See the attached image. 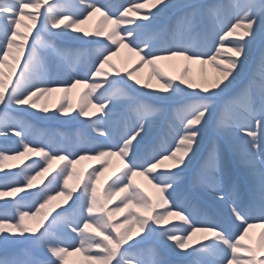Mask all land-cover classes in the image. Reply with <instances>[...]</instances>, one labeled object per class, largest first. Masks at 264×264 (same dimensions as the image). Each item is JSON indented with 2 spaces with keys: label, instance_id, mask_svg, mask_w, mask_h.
<instances>
[{
  "label": "snow or ice",
  "instance_id": "snow-or-ice-1",
  "mask_svg": "<svg viewBox=\"0 0 264 264\" xmlns=\"http://www.w3.org/2000/svg\"><path fill=\"white\" fill-rule=\"evenodd\" d=\"M67 4L70 6L57 4L55 0L52 4L48 0H0V113L5 117L0 119V137L7 139L11 129L20 145L15 149L0 147V200L15 210V214H9L0 209V246L30 242L50 254L51 258L32 264H67L70 250L85 253L90 264H167L160 259L157 248L143 247L156 236L175 255L184 257L186 264H264V258L256 255V251L264 250V231L260 233L261 247L257 250L242 243L254 227L250 221L264 225V169L259 173L258 205L242 206L229 200L215 176L219 171L220 153L213 137L210 159L201 167L211 174V183L207 186L219 193L215 199L230 204L229 219L213 222L205 213V219L198 221L199 198L185 189V174L199 163L197 157L206 132L213 126L222 132L226 128L218 118L213 124L215 110L241 101L251 104L254 100L251 88L257 75L260 103L264 105V53L257 59L258 72L254 70L245 81L250 45L264 32V0H230L229 7L237 9V15L234 22L219 20L218 30L209 20L210 14L219 8L216 4L196 7L185 0H129V6L123 7L118 15L105 0H67ZM45 6L47 11H41ZM174 8L190 9L184 18L191 17L193 21L203 12L205 22L209 23V34L202 48L186 45L174 37L159 42L141 39L159 14ZM94 12H100L102 17L96 30L89 33L79 28ZM129 17H138L140 22ZM25 18L31 23L24 24ZM108 21L113 27L105 33L103 25ZM124 24L135 26L121 28ZM21 26L26 31H20ZM59 38L97 45L90 66L62 68V77L53 72L43 52H50L58 63L62 61L66 50L56 43ZM121 46L139 58L137 66H152L151 76L157 88L142 84L134 74L135 68L122 71L110 63ZM174 58L211 65L215 75L194 82L187 77L186 66L179 76H169L156 66L157 61ZM4 67L8 68L7 73ZM77 85H83L84 90L74 109L67 93ZM117 85L123 88L105 95ZM123 89L136 94V106L131 109L136 118L129 127L130 117L126 116L125 128L117 135L110 118L120 104L119 96L125 94ZM54 91L64 95L54 109H49L40 101ZM90 108L95 112L90 114ZM12 111L41 121L87 119V126L98 136L68 146L33 143L25 137L27 121L13 117L14 125L7 122ZM165 114L179 122L176 135L170 142L157 139L152 149L139 157V147L153 139L160 127L156 119L147 117ZM257 123L264 130V115ZM247 135L252 138L251 149H257L260 139L257 133L249 129ZM28 153H35V158ZM112 155L124 161L123 168L110 178V183H105L102 191H98L97 181L106 160L101 161L99 170L93 169L78 181L79 191L77 186L69 185L79 160L88 157L101 160ZM10 157L25 159L19 165L6 167L4 162ZM55 160L64 163L51 174L50 166ZM165 161L171 164L165 167ZM138 175L144 176L155 189V197L135 183ZM38 177L43 178V183L34 186ZM182 190L184 199L178 202L177 196ZM59 196H64L65 204L45 211ZM113 201L117 202L116 206L109 208ZM116 214H123L122 223L114 220ZM173 216L178 222L169 220ZM32 217H40L35 226L25 222ZM134 228L139 230L135 237ZM54 229H62L67 239L58 236ZM230 229L241 231L234 234ZM198 232L211 233V236L193 246L189 241ZM17 255L5 252L0 255V264H28L16 258ZM188 257L196 259L188 260Z\"/></svg>",
  "mask_w": 264,
  "mask_h": 264
},
{
  "label": "rangeland",
  "instance_id": "rangeland-1",
  "mask_svg": "<svg viewBox=\"0 0 264 264\" xmlns=\"http://www.w3.org/2000/svg\"><path fill=\"white\" fill-rule=\"evenodd\" d=\"M62 1H63V3H61V2L58 3V0H56V3L60 4V5L70 6L67 4V0H62ZM121 1L122 2L120 3V5H117L116 7L115 6L111 7V5H110L111 0H105V3L108 5L110 10H112L116 14H119V12L122 10V8H120V7H122L123 5L129 6V0H121ZM141 1L143 2V0H141ZM48 2H50V1H48ZM185 2L192 4L196 7H201V6L206 5V4H216V5H219V8L217 9L216 12L223 14L224 10L227 11V9H229L230 0H185ZM52 3H53V0H51V2L49 4H52ZM44 10L47 11V8L45 9V7H44ZM172 10H173V14L175 16H177L176 21L175 22L172 21L173 18L169 17L168 21L166 23L164 22V23H161L160 25H157V27H158L157 30L159 31V33L160 32L162 33V32H164V30L167 29V32H166L167 37L165 38V40H171V38H173V37L178 40L179 37L177 36V32H178V25L180 24V27L186 28L187 31H191V32L199 31L198 35H196V33H192L193 37H189L190 34L188 35V33H185L184 36L182 35V39H181L182 43L189 45V46H192V47L202 48L204 46L205 42L207 41L208 34H209V23L205 22L203 12L201 11L200 16L195 21H193L191 17H188L186 19L184 18L185 13L189 12L190 9H185V8L175 9L174 8ZM26 11H33V10L28 9ZM93 14H94L93 16L89 17L88 21L84 22V25L86 26V28L83 30L87 31L89 33H93L96 30L97 24L102 19L100 12H99V14H96L95 12ZM163 14L166 15L165 13H163ZM209 20L211 23H215V21H216V19L214 17L211 18L210 16H209ZM26 24H30V23H26ZM103 27H104L105 33H107V30L110 29L109 22H105ZM112 27L113 26H111V28ZM124 27H128V25L124 24L121 28H124ZM19 30L20 31H26V29L24 27H20ZM157 35H158V33L152 38V40H154ZM185 36H187L189 38L186 39ZM99 39H104V38H99ZM229 39H236V37H231ZM218 42L219 41H217V43ZM56 43L62 49L66 50V52L64 54L65 58L61 61L63 68H69V61H67V59L70 60V57H68L69 54H72V56H74V58H73L74 64L72 63L70 68L84 69L85 66H90L91 62H89V64L86 65L84 63V61H82L87 55L85 54L83 47L76 46V44L78 45L79 42L69 41L68 44L65 45L64 42H61V41H59V39H57ZM88 44H90V43H88ZM87 46H89V45H87ZM97 47L98 46H96L93 49L94 55L96 54ZM261 53H264V32L259 33L257 35L255 41H253L252 44L250 45V48H249V65H248L247 74L245 77L246 82H247V79L251 76V72L253 70H255L254 67L257 65V59L261 55ZM43 55L45 56V58L48 62V58H49L48 52H43ZM94 55H93V57H94ZM80 61H82V63ZM9 63H11L10 58H9ZM110 63L114 64V61L110 60ZM156 66L160 70L168 73L169 76H178L177 75V66L174 63L172 64V70H171L172 72L171 71L167 72L160 64H156ZM209 66L210 65H208V64L201 65L199 62H197L196 68L198 69V76L192 75L190 68H189L190 66H186L187 70H188L187 71V77L191 78L194 82H199L202 77H206L208 79H211V77H213L215 75V73L209 71L210 70ZM256 70H258V67L256 68ZM3 71L5 73H7L8 68L4 67ZM81 73L83 74V71H81ZM148 73H149V77L152 80H154L153 83H157L155 78L151 76L152 67L150 68ZM110 75H111V73H110ZM89 77H90V74H89ZM258 81H260V80H259V76L257 75L255 78V82L252 84V86H254L255 88L258 87V89H259L260 83ZM255 84H256V86H255ZM153 87L157 88L158 86L153 84ZM122 88H123L122 85H117L115 88L111 89L110 92L105 93V95L117 93ZM99 91L100 90H98V92ZM123 91L125 94L119 96L120 104H118L117 107L114 109L113 116L110 118L112 121V126H114V124L116 122L115 119L117 117H120L119 113H121V111L124 109V107L128 103V101H131L133 99L132 97L134 96V94L132 92L128 91L127 89H123ZM251 92H252V95L254 97V100L251 104H245L243 101H241L238 104H229L224 108L218 107L215 110V116H214L213 124H215V119H217V118L221 119L223 121L224 125L227 122L231 123L232 127L234 128V132H232V135L235 138H236V132L237 131L238 132L239 131L240 132L241 131L247 132L249 129L254 131V129L256 127V123L252 122L253 117H251V115L254 114L253 110H255L254 117L256 115L257 121H258L262 117V115H264V105H262L260 103V95H261L260 91L256 92V91H253V89L251 88ZM256 95H259V96H256ZM45 100H46V97H43L41 99L40 103H44ZM59 100L60 99H58V101ZM69 102H71V104L73 103L74 109L78 105V104L76 105L75 99L73 97L70 99ZM47 106L49 107V109H54L56 107V105L55 104L53 105L52 102L51 103L49 102V104H47ZM165 107H169V106H165ZM239 107L241 110L239 109ZM89 112L91 114L92 112H95V109H89ZM243 112L249 113L250 114L249 117L245 116V114ZM97 115H102V113H98ZM13 117L15 119L27 121L28 127L26 128V131H25V137H26V139L32 141L33 143H38V144L47 143V144L52 145L53 147L61 146V145L68 146V145H76V144L82 143L85 140H90V139L98 136V133L93 132L92 129H90L87 126L88 122H89L87 119L68 121V120L61 118L60 120L41 121V120H37V119L31 117L30 115L12 111V112L8 113L7 122L10 124H13V125L15 124V119H12ZM4 118H5L4 114L0 113V119H4ZM135 118L136 117L134 114L133 115V121L135 120ZM92 119H95V117H92ZM147 119H156L157 122L159 123L160 127L157 130V132H160L161 134L158 135L157 139L164 140L166 142L172 141V138L176 135V132H175L176 126L179 123L177 120H175L174 118H170L168 114H165V115L160 116V117L149 116V117H147ZM163 120H166V121H164V123L162 124ZM124 128H125L124 122L120 121V123L118 125L117 135ZM207 132H210L211 134L209 136H207ZM207 132L203 138V141L201 144V149L205 145H209V148H208V151L205 152L204 156H202L198 160L199 163H197V166L201 169V172H199L198 177H197V171L196 172L193 171V173H194L193 175L190 172H187L185 174V176H186L185 189L187 190L190 187H193V189L197 188L204 195H205V193H206L205 191L207 189H212V188L207 186L209 183H211V174L209 173V171L207 169L201 167V165L205 162L206 159H210V149L212 146V139H213V137H215V139L217 141V148H218L219 153H220L219 171H217L215 173V176H216L217 180L220 181V187L223 189L225 196L228 197L229 200L235 201L237 204L241 205L243 203L245 197L242 196V194H241L240 182L243 181L244 178L242 177V175L240 173H238L235 170V167L233 164V162H234L233 158H235L234 155H235V153L243 154L244 157H246L245 159H243L244 161H246V163H248L249 161L252 162V160H248L250 158L257 160L259 165L261 166V167L259 166L261 168L260 170H262V169H264V161H263L264 149H261V147H258L257 149H251L250 146H247V145H250V141L252 139L250 136L247 135V133L242 134L241 136L238 137V139L241 141V146L232 147L228 143L229 137H226V136L223 137V136L219 135L218 133H220L221 131H218L214 126L209 128V130ZM257 136L260 138L258 140V145H259V143L261 145H264V130H262L260 128V126L258 127ZM154 144L155 143L152 144V147ZM142 145L139 147V149L137 151V155L139 154V150L142 147ZM0 147H4L7 149H15V148L20 147V145L18 143V138L14 136V134L11 132V129H9L7 139H5L4 137H0ZM151 149H152L151 147L148 148L146 151H143L138 156L144 157ZM27 155L35 158V153H28ZM199 155H200V153L198 154L197 159L199 158ZM262 156H263V158H262ZM109 157L111 158V160L109 159ZM24 159L25 158H23V157H18V158L10 157L4 163H5L6 167H12L15 165H19L21 163V161ZM102 160L107 161V164L104 165V167H103L101 177H100L99 181H97L98 191H102L103 187L105 186V183L106 182L110 183L111 182L110 178L114 177L115 175H118L120 173V170L123 168L124 161H122L119 156H117V157L106 156V157L101 158V160H97L94 157H88V158L79 160L78 163L74 167V175L69 178V185L70 186H77V190L79 191L80 185L78 184V181H82V179L86 178L87 173L92 171L93 169L99 170L101 167V161ZM63 163H64L63 161H59V160L53 161V164L50 166V173L55 174V171L58 169V166H62ZM170 164H171V161H165V167L169 166ZM251 170L256 171V169H251ZM47 175L48 174L46 173L45 176H47ZM192 176L194 178L193 180L190 179V177H192ZM143 178H144V176L138 175L134 178V181L136 184H139L140 187H142L150 195L155 197L156 196L155 189L152 188L151 185H148V187H146L144 182L142 181ZM229 181H233L235 187H233L230 192H227V191H229V185H228ZM257 181L259 182V176L256 179V182ZM42 183H43V178H41V177H38L33 182L34 186L41 185ZM59 183L62 186V180ZM56 190H58V189H56ZM212 190H214V189H212ZM182 193H183V190L181 191V194H179L177 196L178 202H181L184 199V196H182ZM254 193H256V195H258V190L257 189H256V191L254 190ZM217 194H219V193H217ZM12 195L16 196L17 194H12ZM74 195H75V193H74ZM181 196H182V198L179 199ZM59 197H61L59 200L55 199V200L51 201L50 204L46 207L45 211H49V210L55 208L57 205H64L65 204L64 196H59ZM198 198H199V202H200V199H202V196L200 195V197H198ZM116 203H117L116 201H113L112 203H110L109 208L115 207ZM225 203H227V201H225ZM199 204H200V206L202 205L201 203H199ZM0 209L5 210L9 214H15V210L10 205H8V206L3 205L2 200H0ZM205 213H206L207 219L210 221H213V222L225 221L224 219H223V221L220 219L219 220L213 219L212 218L213 215L211 214L209 207L204 210V213L202 215H200L201 213L199 212L196 215V219L198 221L205 219ZM39 219H40V217L26 218L25 222L29 226H35L37 220H39ZM49 219H51V217H49ZM114 220L122 223L123 222V214H116V216L114 217ZM169 220L174 221V222H178V218L174 217V216L169 217ZM250 222H254V221H250ZM165 223L167 224L168 222L166 221ZM54 231H56V234L58 236H60L61 238L67 239V237L64 234L62 229H54ZM138 231H139L138 229L134 228L132 230V235L135 237L137 235ZM230 231H232L234 234H238V232L241 230L230 229ZM209 236H211V233L198 232V233L194 234V236L189 241V243L192 244L193 246H198L197 245L198 240L205 242V237H209ZM247 238H248V241L245 242V244L251 246L252 249H255V247H254L255 241H254V238L252 237L251 233H248ZM169 243H171V242H169ZM149 246L157 248L160 252V259L166 261L167 264H186L184 257L175 255V253L172 251V249L168 248L165 244H163L158 239V237H156V236H153L151 239L146 241V243L143 245V247H145V248H147ZM93 251H96V250L93 249ZM176 251H180V250L177 249ZM5 252L10 253V254L11 253H17L18 255L16 258L22 259V260L28 262V264H32L33 261L46 260V259L51 258L50 254H48L44 248L36 247V246L32 245L30 242H17V243L9 244L7 246H0V255L4 254ZM240 255L246 256V253H240ZM187 259L193 260L196 258L195 257H188ZM66 261H67V264H90V261L86 258L85 253L75 252V251H71V250H70V253L66 256Z\"/></svg>",
  "mask_w": 264,
  "mask_h": 264
},
{
  "label": "bare ground",
  "instance_id": "bare-ground-1",
  "mask_svg": "<svg viewBox=\"0 0 264 264\" xmlns=\"http://www.w3.org/2000/svg\"><path fill=\"white\" fill-rule=\"evenodd\" d=\"M49 1V0H48ZM136 2H142L141 0H136ZM181 9V8H179ZM185 9H188V8H185ZM96 14H99V12H95ZM163 13H165L166 15H164ZM169 13V14H168ZM162 14V15H161ZM161 14H159L157 16V18L155 20L152 21L151 25H149V29L154 28V27H157V25H160L161 23H164L169 17H172V21H176L177 19V16H175L173 14V10L172 9H168V10H165L164 12H162ZM94 14H92L91 16H93ZM118 15V14H117ZM161 15V16H160ZM237 15V9H235L234 7H229V9L224 10V13H223V16L220 17V13H214V14H210V17H214L216 19L215 25H217V30H218V26H219V20H224L225 23H228L230 20L232 22H234V17ZM130 19H133L134 21L136 22H140L139 21V18L138 17H129ZM89 20V17L86 21ZM24 24L26 23H31L29 20H27L26 18L24 19L23 21ZM135 26V25H134ZM133 26V27H134ZM23 27V26H21ZM78 27L81 29H84V23L81 24V25H78ZM110 29H111V26H110ZM183 30V36L185 35V33H188L189 37H193V34L192 33H198L199 31H194V32H191V31H187L186 28H182L180 27V24L178 25V31L179 30ZM240 31V30H238ZM156 32H153V35H155ZM189 37L185 36L186 39H188ZM158 38V36H157ZM156 38V39H157ZM61 39H65V40H72V39H68V38H61ZM76 41V40H75ZM217 41H218V38H217ZM84 42V41H82ZM84 43H87V42H84ZM225 47H228V45H225ZM74 58V56H72V59ZM222 58V57H221ZM110 60H113L114 61V65L117 67V68H120L122 71L123 70H128V71H131L133 68L136 69L135 71V75L138 79L141 80V83L144 84V83H148L152 86L153 89H155L153 87V84H155L156 86L157 83H153L154 80H152L150 77H149V73L148 71L150 70V68L152 66L148 65V64H143V65H138V61H139V58L137 56H135L134 53H130L128 51L127 48L121 46L120 49H119V52L115 55V56H112ZM175 64L177 66V75L179 76L180 73L183 71V69L185 68V66H190V71H191V74L194 75V76H198V69L196 68V64H197V61H186V60H183L181 58H174L172 60H162V61H157L156 64H160L167 72H170L172 70V64ZM258 66L256 65L254 67V69L256 70ZM209 71L213 72V69L211 67V65L209 66ZM109 73H111V69H108ZM254 71V70H253ZM253 71L251 72V76H252V73ZM258 72V70H256ZM172 72V71H171ZM112 74V73H111ZM212 78V77H211ZM260 83V81H258ZM84 90L83 88V85H77L75 88H73L69 93H67V98H68V101H70V99L73 97L75 99V102L78 104L79 102V97H80V94L81 92ZM260 91V87L258 89ZM64 93L61 92V91H54L52 93H49L47 94L45 97H46V100L44 103L46 102H52L53 105L56 104L58 102V99H60L61 96H63ZM73 105V103H72ZM90 109H93V108H90ZM240 109V107H239ZM241 110V109H240ZM245 114V116L249 117V113H246V112H243ZM253 113L255 114V110H253ZM254 114L251 115V117H253V123H256V127L254 129V132H258V127L259 125H257V117L255 115L254 117ZM226 128L225 130L222 132H220L223 136H226V137H229V145L232 146V147H235V146H241V141L238 139L239 136H241L242 134H245L247 132H236V138L233 137L232 135V132H234V128L232 127V124L231 123H226L225 124ZM259 145L261 146V144L259 143ZM247 146H250V145H247ZM235 157V160H238L235 162V166L236 168L244 173V176L246 178V180L248 181V184L251 188V185L249 183V180L252 179V187H254L255 189L258 190V185H259V182L257 181L256 182V179L258 178V175L260 173V167L258 165V162L257 160L253 159V158H250L248 160H252L251 164L248 162L246 163V161H244L243 159H245L246 157H244L243 154H237L235 153L234 155ZM251 169H256L257 172H254V173H248V170H251ZM252 172V171H251ZM142 181L144 182L145 185H150L148 183V181L145 179V177L142 179ZM205 195L204 197L212 204V206L215 207V210H220V207L222 208V212L225 213V215H230V204L227 202H220L218 200L215 199V197L219 194H217L216 192L214 191H211V190H206L205 191ZM61 197H57L56 199L59 200ZM255 198H258L257 195H255ZM255 201H257V199H254ZM254 203V201H248L247 203L244 204V206H247L248 204L250 203ZM228 215V216H229ZM230 217V216H229ZM261 231H264V225H261V223H257V224H254V227H252L251 229H249V233H251L252 237H255L257 238L258 240V243H257V248H260V244H259V240H260V233ZM246 241V239H245ZM259 254H261V256L264 257V250H260V251H257Z\"/></svg>",
  "mask_w": 264,
  "mask_h": 264
}]
</instances>
